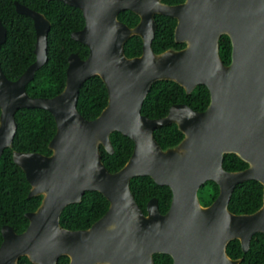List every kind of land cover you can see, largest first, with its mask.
Returning <instances> with one entry per match:
<instances>
[{
  "label": "water",
  "instance_id": "1",
  "mask_svg": "<svg viewBox=\"0 0 264 264\" xmlns=\"http://www.w3.org/2000/svg\"><path fill=\"white\" fill-rule=\"evenodd\" d=\"M80 9L86 20L72 38L89 49L86 59L68 58L66 85L53 98H33L27 86L48 61L52 22L45 14L16 3L18 13L32 18L36 29L35 62L15 81L0 66V159L14 148L20 109H43L55 119L57 131L51 155L13 151L14 163L31 186L29 198L42 197L39 208L26 214L29 226L17 233L2 228L0 264H155V254H168L173 264H241L227 252L239 241L248 253L253 237L264 234L263 206L251 215L229 209L237 185L256 181L264 188V0H186L169 5L162 0H59ZM130 10L141 21L130 27L119 19ZM157 15L178 20L175 39L183 49L157 53L153 48ZM7 29L0 19V46ZM232 41V62L221 57L222 36ZM143 40V53L129 58L126 44ZM99 77L108 104L94 120L77 105L82 85ZM157 81H173L191 94L198 85L210 92L206 110L174 104L166 116L151 119L143 104ZM176 124L183 139L166 149L155 139L157 128ZM134 142L125 166L110 172L100 147L114 154L111 134ZM235 154L247 169L228 171L223 160ZM148 176L172 191L167 213L157 198L139 206L131 180ZM218 184V197L203 205L199 190ZM86 192H99L110 203L107 213L89 229L73 231L61 224L66 207L82 202Z\"/></svg>",
  "mask_w": 264,
  "mask_h": 264
},
{
  "label": "trees",
  "instance_id": "2",
  "mask_svg": "<svg viewBox=\"0 0 264 264\" xmlns=\"http://www.w3.org/2000/svg\"><path fill=\"white\" fill-rule=\"evenodd\" d=\"M179 3L184 0H167ZM16 2H20L36 11L45 13L52 21V30L48 40V61L39 69L33 81L28 84L27 92L33 98H53L59 95L66 85L68 57L75 53L86 59L89 49L74 40L72 33L85 26L83 12L59 0H0V19L8 29L6 42L0 46V65L7 79L17 80L35 61L36 30L31 17L17 12ZM120 20L130 27L140 22V17L132 11H124ZM158 29L153 48L162 53L170 48L180 49L184 44L175 40L177 20L168 16H157ZM221 57L226 64L232 62V41L224 35L221 40ZM127 57H137L143 53V40L132 37L126 44ZM210 103V92L205 85H198L191 94L173 81H157L143 104L142 114L151 119L166 116L174 104H186L196 111H204ZM108 104V92L101 78L95 76L81 87L78 111L87 120L96 119ZM1 114V111H0ZM18 124L14 139V148L6 149L0 159V247L3 242L2 228L11 226L17 233H23L29 226L26 214L36 211L42 197L29 198L31 186L25 173L13 160V151L41 153L51 155L49 144L56 134L54 117L43 109H20L16 114ZM155 139L166 149L177 145L183 134L176 124L159 127L154 132ZM114 154L100 147L106 168L114 173L122 169L130 159L134 142L127 136L114 132L111 134ZM228 171L247 169L248 165L235 154H226L223 160ZM132 193L143 211L147 204L157 198L161 213L168 212L172 202V191L161 186L148 176L135 177L130 183ZM216 182L208 181L199 190L203 205H210L219 195ZM263 186L256 181L237 185L229 203V209L235 215H251L263 206ZM110 207L109 201L99 192H86L82 202L65 208L61 224L70 230L90 228L101 219ZM233 260L241 259V264H264V234H257L251 241L250 250L244 253L239 241H233L227 249ZM69 258L61 257L58 264H69ZM20 264H33L27 257ZM155 264H173L167 254H156Z\"/></svg>",
  "mask_w": 264,
  "mask_h": 264
},
{
  "label": "flooded vegetation",
  "instance_id": "3",
  "mask_svg": "<svg viewBox=\"0 0 264 264\" xmlns=\"http://www.w3.org/2000/svg\"><path fill=\"white\" fill-rule=\"evenodd\" d=\"M162 2L163 3H165V4H169V5H179V4H182V3H185L186 2V0H184L183 2H179V3H169L167 0H162ZM16 3H20V2H16ZM20 4H22V3H20ZM22 5H24V4H22ZM24 6H26V5H24ZM26 7H28V6H26ZM28 8H30V7H28ZM16 9H17V6H16ZM30 9H32V8H30ZM32 10H34V9H32ZM34 11H36V10H34ZM128 11V10H127ZM130 11V10H129ZM18 12V11H17ZM36 12H38V13H42V12H39V11H36ZM124 12V11H123ZM122 13V12H121ZM20 14V13H19ZM42 14H45V13H42ZM136 14V13H135ZM22 15V14H21ZM46 15V14H45ZM47 16V15H46ZM120 16V15H119ZM139 16V15H138ZM158 16V15H157ZM157 16H156V21H157ZM161 16H164V15H161ZM140 17V16H139ZM169 17V16H168ZM47 18H48V16H47ZM173 18V17H172ZM49 19V18H48ZM120 19V18H119ZM50 20V19H49ZM177 20V19H176ZM51 21V20H50ZM86 21V20H85ZM140 21H141V18H140ZM1 22H2V20H1ZM34 22V21H33ZM52 22V21H51ZM123 22V21H122ZM140 23V22H139ZM138 23V24H139ZM2 24H3V22H2ZM126 24V23H125ZM137 24V25H138ZM158 24V23H157ZM4 25V24H3ZM52 25H53V23H52ZM136 25V26H137ZM177 25H178V20H177ZM34 26H35V23H34ZM85 26H86V23H85ZM85 26L82 28V29H80V30H78V31H81V30H83L84 28H85ZM4 27H5V25H4ZM6 28V27H5ZM176 28H177V26H176ZM7 29V28H6ZM36 30V29H35ZM52 30V29H51ZM7 31H8V29H7ZM78 31H75V32H78ZM75 32H73V33H75ZM72 33V34H73ZM175 33H176V29H175ZM36 36H37V34H36ZM139 37V36H138ZM223 37V36H222ZM6 38H7V35H6ZM141 38V37H140ZM176 40V39H175ZM6 42V41H5ZM177 43V42H176ZM178 44H184L185 46L184 47H182V48H180V49H183V48H186V44L185 43H178ZM3 45V44H2ZM1 45V46H2ZM35 46H36V43H35ZM233 47V46H232ZM171 49V48H170ZM35 51V50H34ZM233 51V50H232ZM72 54H75V53H72ZM88 57V56H87ZM69 58V57H68ZM35 59H36V57H35ZM35 62V61H34ZM33 64V63H32ZM1 66V65H0ZM2 69V68H1ZM206 110V109H205ZM87 229H89V228H87ZM80 230H86V229H80ZM73 231H77V230H73ZM156 255V254H155ZM155 255H154V260H155ZM168 255V254H167ZM62 257H64V256H62ZM67 257V256H66ZM61 258V257H60ZM69 258V257H68ZM173 259V258H172ZM60 260V259H59ZM69 260H70V258H69ZM58 263H59V261H58ZM69 263H70V261H69ZM173 263H174V261H173Z\"/></svg>",
  "mask_w": 264,
  "mask_h": 264
}]
</instances>
